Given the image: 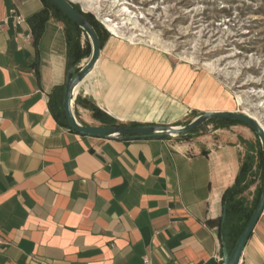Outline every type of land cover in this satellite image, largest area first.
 Here are the masks:
<instances>
[{
	"label": "crops",
	"instance_id": "crops-1",
	"mask_svg": "<svg viewBox=\"0 0 264 264\" xmlns=\"http://www.w3.org/2000/svg\"><path fill=\"white\" fill-rule=\"evenodd\" d=\"M46 7L36 39L30 19ZM74 32L46 0H0V264H224V244L231 253L259 201L258 138L245 125L212 131L216 140L200 129L134 141L74 132L54 113ZM176 72L149 46L105 36L76 117L105 126L94 105L117 126H172L180 113L235 111L219 108L231 102L212 79L192 87ZM227 203L240 205L238 219L226 220ZM240 264H264V213Z\"/></svg>",
	"mask_w": 264,
	"mask_h": 264
},
{
	"label": "rangeland",
	"instance_id": "rangeland-1",
	"mask_svg": "<svg viewBox=\"0 0 264 264\" xmlns=\"http://www.w3.org/2000/svg\"><path fill=\"white\" fill-rule=\"evenodd\" d=\"M70 1L94 15L107 39L119 38L106 25L111 19L126 37L138 36L134 42L119 39L166 56L173 73L181 68L192 87L199 78L212 79L220 98L231 102L220 109L248 113L264 124V0H94L92 6L89 0ZM152 37L159 44L150 43ZM196 115L180 113L168 121L185 126ZM220 129L230 130V124L204 125L197 135L216 140L222 134L211 132Z\"/></svg>",
	"mask_w": 264,
	"mask_h": 264
},
{
	"label": "water",
	"instance_id": "water-1",
	"mask_svg": "<svg viewBox=\"0 0 264 264\" xmlns=\"http://www.w3.org/2000/svg\"><path fill=\"white\" fill-rule=\"evenodd\" d=\"M50 1L83 32L92 49L88 61L80 67L78 72H76L75 69H71L67 73L62 109L65 114L67 124L71 130L82 136L101 138L105 140H171L179 137L191 136L212 120L233 121L245 125L256 135L261 145L264 163V127L255 117L245 112H203L197 114L196 117L185 126L140 125L132 127L88 126L81 124L75 114V102L78 96V94H76V90L81 88L82 84L86 81L90 74H92L97 66L101 58V40L94 26L85 17V13L82 10L78 11L75 8L74 3L70 0ZM263 213L264 175L258 204L231 253H228L226 244H224V264L241 263L244 249Z\"/></svg>",
	"mask_w": 264,
	"mask_h": 264
},
{
	"label": "trees",
	"instance_id": "trees-1",
	"mask_svg": "<svg viewBox=\"0 0 264 264\" xmlns=\"http://www.w3.org/2000/svg\"><path fill=\"white\" fill-rule=\"evenodd\" d=\"M46 1L50 5L51 8L55 9L60 15H62V17L68 22V24L71 27H73V29H75V32L72 36H71V34H68V71L71 69H75L76 72H78L80 70V68L78 67L80 62L83 59L88 58L90 56V53L87 52V47L85 49H83L82 45H81L80 34L82 33V31L65 14H63L59 9H57L55 7V5L50 0H46ZM74 6L78 11H81V8L78 5H74ZM84 15L87 18V20L96 29V31L100 37L101 44L103 45L104 38H105V36L108 35V32L104 29V27L100 24V22L97 21V19L94 17V15L86 14V13ZM49 18H50V10H49V8L46 7L45 9H43L41 12L35 14L30 19V22L32 24V27H33V30H34V33L36 36V39H38L42 35V33L45 29V25L48 22ZM88 45H89V41H88ZM77 103L78 104L80 103L79 99H77ZM85 108L92 111L93 117L96 120L100 121L103 125H105V126H117L112 117L108 116L107 114L102 112L97 107L85 106ZM54 113H55L56 117L60 120V123L69 127L67 124L66 118H65V114H64L63 109H62V102L59 104V107H56V110L54 111ZM209 124L243 125V124L233 122V121H218V120H212L205 125H209ZM131 126L136 127L139 125L135 124V125H131ZM262 157H263V155H262ZM241 211H242V209L238 203H231V204L227 203L226 220L229 221L230 218H233L234 220L238 219L240 214H241ZM252 214L249 216V219L251 218ZM249 219H248V221H249ZM246 225H244L238 231L234 245H233V248H234L237 240L239 239L240 235L242 234L243 230L245 229Z\"/></svg>",
	"mask_w": 264,
	"mask_h": 264
},
{
	"label": "bare ground",
	"instance_id": "bare-ground-1",
	"mask_svg": "<svg viewBox=\"0 0 264 264\" xmlns=\"http://www.w3.org/2000/svg\"><path fill=\"white\" fill-rule=\"evenodd\" d=\"M85 1V0H84ZM84 1H82V2H84ZM93 1L94 0H89V6H92V4H93ZM96 1V0H95ZM93 6H95V5H93ZM87 7V6H86ZM89 8V7H88ZM128 12V11H127ZM106 25H107V27L109 28V30L111 31V33L114 35V36H116V37H119V38H126L129 42H134V41H136V37H138L137 35H132V36H130V37H126L125 36V34H124V32H122V29H121V27H119L118 25H116V24H114V22L111 20V19H107L106 21ZM125 27V26H124ZM135 29V28H134ZM138 39V38H137ZM138 41H141L140 39H138ZM149 42V41H148ZM150 43H152L153 45L154 44H159V40L156 38V37H152L151 39H150ZM162 45V44H161ZM165 49V48H164ZM166 51H168V49H165ZM79 91H80V89H77L76 90V94H78L79 93ZM238 96V95H237ZM242 99V98H241ZM236 100V99H235ZM241 101H243V100H240L239 101V103L241 104ZM251 116H253V115H251ZM253 117H255V116H253ZM257 119V118H256ZM258 120V119H257ZM259 121V120H258ZM260 122V121H259ZM260 124L264 127V124H262L261 122H260Z\"/></svg>",
	"mask_w": 264,
	"mask_h": 264
},
{
	"label": "built area",
	"instance_id": "built-area-1",
	"mask_svg": "<svg viewBox=\"0 0 264 264\" xmlns=\"http://www.w3.org/2000/svg\"><path fill=\"white\" fill-rule=\"evenodd\" d=\"M144 264H150L149 260L145 259Z\"/></svg>",
	"mask_w": 264,
	"mask_h": 264
}]
</instances>
